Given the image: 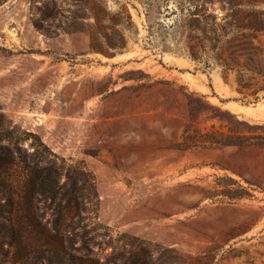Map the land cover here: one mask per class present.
Instances as JSON below:
<instances>
[{"label":"rangeland","instance_id":"374dc122","mask_svg":"<svg viewBox=\"0 0 264 264\" xmlns=\"http://www.w3.org/2000/svg\"><path fill=\"white\" fill-rule=\"evenodd\" d=\"M92 1L0 5V145L16 140L22 157L42 142L62 206L83 188L85 209L74 221L83 241L75 236L72 246L100 262L264 264V148L200 139L226 132L218 110L224 120L264 125V95L239 92L210 57H189L201 33L187 14L203 15L194 24L208 32L264 13V0H96L131 17L126 50L114 57L88 50ZM46 10L55 18L43 22ZM72 25L81 31H64ZM1 174L17 184L27 178L21 165ZM45 206L43 221L52 222L54 204ZM127 253L133 258L115 256Z\"/></svg>","mask_w":264,"mask_h":264},{"label":"trees","instance_id":"16d2710c","mask_svg":"<svg viewBox=\"0 0 264 264\" xmlns=\"http://www.w3.org/2000/svg\"><path fill=\"white\" fill-rule=\"evenodd\" d=\"M5 1L0 0V5ZM187 1L189 4L193 2ZM86 9L92 17V26L86 31L89 36L88 50L106 57L124 52L127 39L123 31H132L133 27L128 11L120 7L110 13L96 0L86 5ZM187 14L193 19L188 27L201 33L195 38L189 57L198 59V52L207 56L206 59L210 57L220 67L224 80L229 75L233 76L239 92L256 100L258 95H264V13L244 12L239 22L216 26L208 32L194 24L203 15L196 11L192 13L190 9ZM53 18L55 16L49 10L40 16L43 22ZM33 26L45 36L54 34L37 22ZM64 31L73 33L81 30L72 25ZM185 99L190 109L197 111L191 99ZM227 114L218 110L216 115L226 132L207 131L200 135L202 143L221 147L264 148V125H249L232 115H229L231 121L224 120L223 116ZM5 141L7 145H0V264H107L98 261L85 246L76 250L72 246L75 236L83 241V235L75 233L77 223L74 222L77 218L81 220L80 214L85 209L83 188L71 190L62 206L58 172L54 166L42 165L46 146L37 141L34 153H24L20 157L21 149L16 140L8 138ZM20 165L27 173L23 184H17L12 174L2 177V172H12ZM90 188V192L94 193V186ZM47 201L54 204L57 214L52 222L43 221L39 211L40 205L46 208ZM124 255L115 256L126 261L133 258L129 253L128 258Z\"/></svg>","mask_w":264,"mask_h":264}]
</instances>
